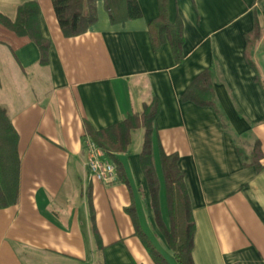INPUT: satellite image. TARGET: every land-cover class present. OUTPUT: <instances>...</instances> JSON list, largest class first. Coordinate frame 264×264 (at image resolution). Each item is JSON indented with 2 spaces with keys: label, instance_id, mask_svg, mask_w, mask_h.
Returning a JSON list of instances; mask_svg holds the SVG:
<instances>
[{
  "label": "crops",
  "instance_id": "crops-1",
  "mask_svg": "<svg viewBox=\"0 0 264 264\" xmlns=\"http://www.w3.org/2000/svg\"><path fill=\"white\" fill-rule=\"evenodd\" d=\"M27 1L38 4L48 46L41 63L34 42L14 52L0 43V105L19 158L17 200L0 208V264H154L130 212L175 264L154 221L141 147L130 150L137 129L117 155L122 177L106 185L86 167L87 128L140 114L152 99L155 161L159 147L177 155L193 263L264 264V0H167L166 20L180 28L175 48L165 33L157 46L150 38L157 0H136L141 16L117 22L96 0L95 21L72 37L51 0H0V13L13 20ZM159 206L166 221L162 187Z\"/></svg>",
  "mask_w": 264,
  "mask_h": 264
},
{
  "label": "trees",
  "instance_id": "trees-1",
  "mask_svg": "<svg viewBox=\"0 0 264 264\" xmlns=\"http://www.w3.org/2000/svg\"><path fill=\"white\" fill-rule=\"evenodd\" d=\"M96 0H51L59 28L65 37L83 33L96 18ZM104 8L112 22L134 19L141 16L136 0H103ZM158 16L148 24L150 38L154 46L159 44L162 34H167L170 43L180 42V28L166 20L167 0H157ZM264 15V5H262ZM39 7L36 1H27L19 5L13 20L0 13V43L6 44L11 52L27 42H34L40 50L41 63L46 62L45 52L48 41L38 27ZM258 36L257 27L246 36V44L252 43ZM201 77V76H200ZM199 77V78H200ZM198 78V80H199ZM202 82L204 75H202ZM201 104L212 105V100ZM157 112L156 100L146 104L140 114L127 115L121 122L101 130L87 128L89 139L111 160L119 177L123 176V167L117 155L127 152L131 142L132 130L144 129L143 143L139 152L140 169L145 177L150 207L155 224L172 252L175 264H194L191 258L194 221L188 195L183 182V173L176 165L177 155L166 154L159 147L157 161L152 147L153 120ZM224 126V123H221ZM252 155H260L259 144L255 143ZM19 158L17 153V134L0 105V208L14 204L18 194ZM163 188L166 206V221L159 206V192ZM136 235L148 251L154 264H170L154 247L142 231L136 216L130 212Z\"/></svg>",
  "mask_w": 264,
  "mask_h": 264
},
{
  "label": "built area",
  "instance_id": "built-area-1",
  "mask_svg": "<svg viewBox=\"0 0 264 264\" xmlns=\"http://www.w3.org/2000/svg\"><path fill=\"white\" fill-rule=\"evenodd\" d=\"M84 147L86 167L90 176L106 185L112 184L116 179L114 164L110 160L103 158V152L91 140H86Z\"/></svg>",
  "mask_w": 264,
  "mask_h": 264
},
{
  "label": "rangeland",
  "instance_id": "rangeland-1",
  "mask_svg": "<svg viewBox=\"0 0 264 264\" xmlns=\"http://www.w3.org/2000/svg\"><path fill=\"white\" fill-rule=\"evenodd\" d=\"M44 82V81H43ZM45 84V82H44ZM132 144L130 146L131 151H137L139 152L141 144H142V139H143V130L142 129H137L133 132L132 134Z\"/></svg>",
  "mask_w": 264,
  "mask_h": 264
}]
</instances>
